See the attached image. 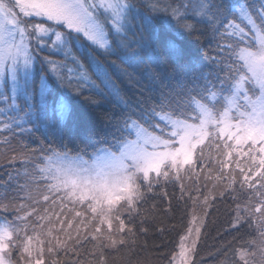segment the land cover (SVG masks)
Here are the masks:
<instances>
[{"label": "snow or ice", "instance_id": "snow-or-ice-1", "mask_svg": "<svg viewBox=\"0 0 264 264\" xmlns=\"http://www.w3.org/2000/svg\"><path fill=\"white\" fill-rule=\"evenodd\" d=\"M25 135L0 264H147L143 206L195 168L234 203L220 264H264V0H0V144Z\"/></svg>", "mask_w": 264, "mask_h": 264}, {"label": "trees", "instance_id": "trees-1", "mask_svg": "<svg viewBox=\"0 0 264 264\" xmlns=\"http://www.w3.org/2000/svg\"><path fill=\"white\" fill-rule=\"evenodd\" d=\"M204 48L208 50V56L215 55L214 42L208 43L206 41ZM47 54V51L40 53L41 56ZM54 58L59 59V57ZM39 135L37 133L36 137ZM50 142H45L43 147L47 148ZM63 142L67 143V141ZM51 143L53 147L57 146L55 142ZM76 144L79 145V141ZM24 145H27V149H33L39 147V142L36 141L35 137L25 135L13 137L8 145L0 144V185L8 179L7 173L22 166L19 161L13 164L11 157L14 152L18 154L24 151ZM68 147L75 150L73 144H69ZM205 149H207V154L210 149L207 146ZM211 152L215 155L214 145ZM39 154V152L36 153V155ZM200 173L201 169L199 168L190 169L188 172L181 171L180 180L173 177V182L167 186L162 182L161 188L157 189V192L161 194V197L163 192L168 193V197L171 198V211H163L169 207L168 198L154 197L143 206L145 209H149L153 202L158 205L155 212L148 215V224L144 225L153 226L149 227L147 235H139L138 237L140 245L145 243L147 245L137 249L139 258L145 260L147 264H169L173 253L178 251L181 236H184L189 229L192 215L196 213L198 214L200 232L194 237L195 241L190 250L191 259L188 264H220L224 259V252L221 250L223 245L237 235L236 233L225 234L231 222L234 203L230 195L221 198L220 192L223 190V186L214 188L215 182L206 181L204 175H200ZM181 185L184 186L185 192L183 199H180ZM4 191L5 188L0 187V193ZM207 191H210L211 198L208 197L210 199L205 202L203 200L207 196ZM187 193H191V198ZM137 223H139V218ZM160 227L164 228L162 233L155 230ZM52 259L55 257H50L47 260L50 262Z\"/></svg>", "mask_w": 264, "mask_h": 264}, {"label": "rangeland", "instance_id": "rangeland-1", "mask_svg": "<svg viewBox=\"0 0 264 264\" xmlns=\"http://www.w3.org/2000/svg\"><path fill=\"white\" fill-rule=\"evenodd\" d=\"M37 19H32L31 21H29L30 23H37L38 21H36ZM6 135H8L7 133H5ZM204 151H205V153H206V151H207V149H204ZM24 165H22L21 167H17V168H15L14 170H20V171H23L24 170ZM13 170V171H14ZM175 178V177H174ZM15 183H17L16 181H13V184H15ZM19 183H23V178H21V180L19 181ZM210 195H211V193H210V191H207V198L208 197H210ZM211 198V197H210ZM209 198V199H210ZM208 199V200H209ZM203 201H205V199L203 200ZM59 209L57 208V211H58ZM77 210H79V209H77ZM197 213L196 214H193L192 215V217H191V219H190V224H189V229H188V231L186 232V234L183 236V237H185V240H184V246H185V248L188 250L187 251V253H186V256H187V261H186V264H188L189 263V261H190V259H191V256H190V253H191V248H192V246H193V244H194V241H195V235L197 234V232L195 231V229L197 228V227H199V220H198V218H197ZM190 229H191V231H190ZM180 243H181V240H180V242H179V245H180ZM179 251H180V248H179V246H178V251H177V258H176V260L174 261V264H181V260L183 259V258H181V257H179ZM50 257H48V256H46L45 257V259L47 260V259H49Z\"/></svg>", "mask_w": 264, "mask_h": 264}]
</instances>
